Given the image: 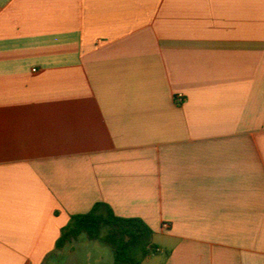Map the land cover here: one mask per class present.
<instances>
[{
	"label": "crops",
	"instance_id": "crops-1",
	"mask_svg": "<svg viewBox=\"0 0 264 264\" xmlns=\"http://www.w3.org/2000/svg\"><path fill=\"white\" fill-rule=\"evenodd\" d=\"M97 203L144 264H264V0H0V264Z\"/></svg>",
	"mask_w": 264,
	"mask_h": 264
},
{
	"label": "trees",
	"instance_id": "trees-1",
	"mask_svg": "<svg viewBox=\"0 0 264 264\" xmlns=\"http://www.w3.org/2000/svg\"><path fill=\"white\" fill-rule=\"evenodd\" d=\"M82 236L108 245L115 264H144L157 251L154 232L143 220L119 217L104 203H97L89 213L71 215L56 242V250L78 242Z\"/></svg>",
	"mask_w": 264,
	"mask_h": 264
},
{
	"label": "rangeland",
	"instance_id": "rangeland-1",
	"mask_svg": "<svg viewBox=\"0 0 264 264\" xmlns=\"http://www.w3.org/2000/svg\"><path fill=\"white\" fill-rule=\"evenodd\" d=\"M75 247V249H73ZM153 260L146 264H157ZM45 264H115L111 248L101 242L89 241L82 236L78 242L66 245V247L46 258Z\"/></svg>",
	"mask_w": 264,
	"mask_h": 264
},
{
	"label": "built area",
	"instance_id": "built-area-1",
	"mask_svg": "<svg viewBox=\"0 0 264 264\" xmlns=\"http://www.w3.org/2000/svg\"><path fill=\"white\" fill-rule=\"evenodd\" d=\"M179 103H181L183 101V96L182 95H179L176 99ZM167 226L164 225V228H166Z\"/></svg>",
	"mask_w": 264,
	"mask_h": 264
}]
</instances>
